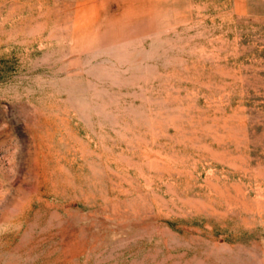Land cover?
<instances>
[{"label": "rangeland", "instance_id": "rangeland-1", "mask_svg": "<svg viewBox=\"0 0 264 264\" xmlns=\"http://www.w3.org/2000/svg\"><path fill=\"white\" fill-rule=\"evenodd\" d=\"M0 264H264V0H0Z\"/></svg>", "mask_w": 264, "mask_h": 264}]
</instances>
